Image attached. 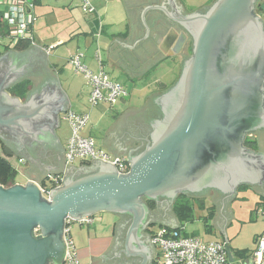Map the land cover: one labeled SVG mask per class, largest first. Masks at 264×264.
<instances>
[{"label": "water", "instance_id": "water-1", "mask_svg": "<svg viewBox=\"0 0 264 264\" xmlns=\"http://www.w3.org/2000/svg\"><path fill=\"white\" fill-rule=\"evenodd\" d=\"M256 1L215 0L188 15H181L176 0L144 8L143 38L150 33L144 12L159 9L179 23L174 29L157 15L152 21L164 31L160 40L172 55L181 50L184 31L192 40L191 55L182 62L176 81L145 108L146 121L161 113L152 139L138 154L127 152L129 171L124 175L96 159L91 164L98 162L97 168L67 165L61 186L49 192L48 200L37 183L46 174L63 172L64 151L53 129L58 127L56 113L68 104L41 49L31 44L23 52L4 51L0 140L28 161L24 176L37 183L0 185V264H63L64 221L101 213L120 220L107 251L90 257V264H150L155 252L142 230L150 223L178 226L171 205L166 208L162 199L173 202L206 188L233 197L240 183L264 185V156L244 146L248 135L264 128V24L254 14ZM89 27L95 32L98 22ZM117 43L129 49L135 45ZM23 79L31 80L33 87L19 103L2 89ZM143 198L155 202L153 212Z\"/></svg>", "mask_w": 264, "mask_h": 264}, {"label": "crops", "instance_id": "crops-1", "mask_svg": "<svg viewBox=\"0 0 264 264\" xmlns=\"http://www.w3.org/2000/svg\"><path fill=\"white\" fill-rule=\"evenodd\" d=\"M100 1L105 2V0H100ZM161 1L162 0H141L137 3H134L131 0L130 2L126 0H112L111 1L112 5L115 6L116 9L119 10L120 15H123L125 18L124 21L125 26L123 30L121 32H115V33L112 32L110 33L109 28L106 26V24H104L101 21L102 20L101 19L102 17L100 15L101 12H98L97 9L99 4L98 0H89L90 4L94 8L93 15H85L84 13L82 14L80 12L81 13V17H80L78 14H73L74 9L79 10L78 0H38L37 5H35L34 8H32L31 10H29V12H27L29 13V16L34 17V21L28 24L29 35L32 36V40H33L31 44L41 50L43 46L45 47L48 45L54 46L53 49H55L57 46L63 45L65 43L64 41L68 37L78 38L81 37L82 35L85 38H87L89 35L92 34L98 35L99 33L102 32L105 33V36L108 38L107 44H105L107 45L105 52L107 59L101 58V54H99L100 64H98L94 60H93L94 62L93 61L91 62L90 60H85L86 59L85 56H82L81 63L85 67H87L92 73L98 74L99 72L103 71L112 81H114L111 78L108 69H111L109 66L114 64V61H117L118 65L116 66L119 69L117 71H119L121 75L125 76L133 84V87H135L136 90H140L138 91L139 93L140 92L143 93L146 92V94L148 93L146 95L144 105L140 108L135 106H130L128 101L125 100L126 97L120 99L119 101L122 102L120 105L122 106L121 107L122 110L115 107V104L112 106L109 105L110 107L108 106L109 108L104 110L106 115L108 113H109L108 115H113V120L108 126L101 128L97 124L95 127H92V125L89 126L90 122L88 121L87 125L81 130V136L91 137L92 139H94L95 144L99 149L105 151L110 156L123 157L126 159V161H127V152L129 150H132L130 151V155H136L141 151V150L140 151L137 150V146L139 144L138 142H135L133 140L131 136L132 134L130 133V130H128V126L132 125V123H135V119L137 118H141L142 116L145 118V108L149 103V101L152 98L164 93L178 77L176 76L175 79L170 83H164L162 81L156 82L155 80H151V78L149 77L156 69V68L155 69L151 68L153 67L152 64H154L155 57L150 58V54L144 51V48L145 49L148 48L146 37L148 38L150 34L148 35L147 33V36L143 38L146 29L141 21V13L146 7L161 6ZM176 1L181 6V15H188L193 13V8L192 6H190V0H176ZM9 2L10 1L8 0H0V5H2L0 11H5L7 9V5L9 4ZM156 12H160L162 15H164V18L166 20L172 21L171 19L166 17L165 14L159 9L155 11H152L151 9H147L143 14V20L147 29H150V31L152 28L153 18L155 17L154 13ZM93 21L98 22V27L95 32H93V28L90 27L88 28L89 30L84 29L85 24H88L89 26V24L92 23ZM138 40H140L141 42ZM159 41L160 39L158 40V42ZM16 42L12 41L11 39H3L2 43L0 44V56L6 50H12L17 53L27 50V48L24 50L15 49L14 46ZM117 42H120L128 46H132L133 43L135 42L136 43L133 48L129 49L127 47H122ZM152 42L154 41H152L151 39L150 45H153ZM53 49L50 51L48 55L45 54L47 68L51 70L53 76L57 81L58 88L65 96L68 104V108L66 110L58 111L56 113L58 119V127L54 128L53 131L56 138L58 139L59 145L61 146V148L65 153V147L68 139L70 138V129L67 123L63 120L64 114L68 110H71L78 114H88L87 106L89 105L87 100H88L89 88L86 85L82 75L74 71L73 66L71 67V63L69 61L70 55L72 54L74 55L75 53L77 54H81V53L77 51L74 53L68 52L66 63L73 73L72 76H69L67 71L65 70V68H67V66L65 65L66 63L60 62L62 60V57L58 56V53H56V55H52ZM121 56L127 60V63L122 60ZM51 58L54 60H51ZM167 68L169 69L170 73L173 71L176 72V74L179 73L178 67L167 66ZM170 73L168 75H171ZM25 81L29 83L28 91H30L33 87V83L29 79H23L20 82L15 83L14 85H9L7 88H3L2 91H5L10 97L18 98L19 103H24L28 91L24 96L21 97L15 93H12V89L15 85ZM152 83H154L153 86L155 87L157 85L156 87L157 89L155 88V90L150 91L149 86H151ZM163 86H166L167 88H164ZM102 104L106 105L105 103ZM100 105L101 104H99L97 108L100 107ZM84 131H86L85 132L86 134H84ZM96 131L98 132V136H97L98 142L96 141L95 137L91 134L92 132H96ZM246 139H250L255 143L254 148H250L244 144L246 149L250 150L251 152L256 151L257 153H261L264 156V128H261L260 130L258 129L255 130L253 133L248 135ZM134 151L137 152L135 154H132V152ZM11 153L13 155L12 160L15 159L19 165L23 166L24 167L23 173H25L26 170H28L31 165H29L28 161H26L23 157L16 156L12 151ZM20 159L23 160V163L21 164L18 162V160ZM70 166L79 168L80 166H82V162H78L77 164H72ZM65 168L66 166L64 164L63 172L53 175H59L63 179ZM46 175L47 176L51 175V173ZM28 181H33V180L27 179L24 176L23 182H17L15 180V184L25 185ZM33 182L37 183L36 181ZM46 182L48 183V180ZM37 184L39 185L40 182ZM234 192L235 193L233 197L229 195L218 196L215 193V191L211 190L210 193L207 194V197H203L205 201H208L210 203L209 208L210 207L213 208V217L210 221V230L205 233L214 236L219 233L222 236L221 237L222 239H218L216 237L214 238L210 237L208 239L205 238L203 240L227 241L232 257L237 259L239 257L235 255L236 250H232L229 244L230 241L226 236L227 233L226 228L228 227L234 213L233 212L234 210H232L230 204L233 201H237L241 203L250 202L251 204H249V211L253 212L256 203L259 201H264V185L256 186V185H247L240 183L236 186ZM152 202L154 203V206L152 208L147 206L150 212H153L155 210V202L154 201ZM171 211H172V206H171ZM103 214H107L105 215L107 217H103V216L100 217L101 215H99L100 217L99 220L95 221L91 226H79L76 224L73 225L74 226L72 227L73 229L71 228V238L75 246L77 258L79 259L81 264H90V257L98 258L102 256V254L105 251H107V249L109 248L112 242L114 226L120 220V217L108 213H103ZM150 224L151 225L149 226L147 225L142 230V233H147L149 235L150 240H151L152 232L155 231L153 229L154 226H158L159 228L166 227L158 223H150ZM259 227H260L259 230L254 234V238H253L254 242L256 241L257 237L264 232V226L260 225ZM193 235L199 237L198 235L195 234ZM152 247L154 249L155 256L152 258L150 264H156L158 257V250L153 245ZM237 250H242V249H237ZM103 263L106 264L105 261H103Z\"/></svg>", "mask_w": 264, "mask_h": 264}, {"label": "built area", "instance_id": "built-area-1", "mask_svg": "<svg viewBox=\"0 0 264 264\" xmlns=\"http://www.w3.org/2000/svg\"><path fill=\"white\" fill-rule=\"evenodd\" d=\"M80 2L84 14H94V8L89 0H80ZM32 7L33 0L9 2L2 15V20L6 24L7 36L0 37V44L3 39H11L16 42L28 34V24L34 21V17L29 16L27 10H31ZM53 48L54 46L48 45L43 46L42 50L48 55ZM95 56L100 64L99 53L97 52ZM81 57V54H75L69 61L73 65L74 71L82 75L89 88L87 101L90 108H95L102 103L112 106L118 99L127 97L128 93L121 84L112 81L103 71L98 74L92 73L81 63ZM63 120L71 132L65 147V166L72 165L76 160L91 164V161L96 159L113 165L118 174L128 173L129 165L125 158L110 156L97 148L94 139L81 136V130L89 121L88 114H78L68 110L64 114ZM18 162L21 164L23 160L20 159ZM47 178L48 183L40 186L41 196L45 200L49 199V192L60 187L63 181L62 177L53 174ZM259 215L264 221V209H260ZM95 216L84 217L76 222L70 219L64 221L63 240L66 252L63 264H81L71 238V228L76 224L91 226L95 222ZM150 241L158 250V264H264V232L257 237L254 249L241 259L232 257L227 241H206L194 235H185L177 231L176 228L160 227L152 232Z\"/></svg>", "mask_w": 264, "mask_h": 264}, {"label": "rangeland", "instance_id": "rangeland-1", "mask_svg": "<svg viewBox=\"0 0 264 264\" xmlns=\"http://www.w3.org/2000/svg\"><path fill=\"white\" fill-rule=\"evenodd\" d=\"M112 1V0H111ZM104 2L98 0V12H101V21L106 24V26L109 28L110 33H115V32H121L125 26L124 21L125 18L123 15H120V12L118 9H116L115 6L112 5V2ZM215 0H190V6L193 8V12L199 11L200 9H204L208 6H210ZM111 4V5H110ZM110 5V6H109ZM2 8V5H0V9ZM78 9L73 10V14H78L81 17V13L83 14L80 2L78 0ZM81 12V13H80ZM86 15V14H85ZM93 15V14H92ZM91 17V16H90ZM89 26L88 24H85L84 29H88ZM89 30V29H88ZM81 35V34H80ZM108 38L105 36V33H99L97 34H92L89 35L87 38L81 35V37H68L64 42L63 45L57 46L55 49H53L52 55H56L58 53V56L62 57V60L60 62L66 63L67 60V54L68 52L74 53V52H79L82 54V56H85V60H90L91 62L94 60L96 63H98L97 58H96V53L99 52L101 54V58L106 57V46ZM105 45V46H104ZM98 50V51H97ZM84 53V54H83ZM77 54V53H75ZM74 54V55H75ZM73 56L70 55V57ZM69 57V60H70ZM100 57V56H99ZM53 58V57H52ZM51 60H54L52 59ZM93 61V62H94ZM59 62V63H60ZM67 68L65 70L67 71L69 76H72L73 73L68 67L67 63L65 64ZM117 61H114V64L109 66L111 69H108L110 72L111 78L121 84L126 91L128 92L127 97L125 98L126 101H128L130 106H135V107H142L144 105V101L146 98V92H138L140 90H136L135 87H133V84L121 73L117 70ZM73 65H71L72 67ZM113 69V70H112ZM174 69V68H173ZM176 69V68H175ZM169 69L167 68V64L163 63L160 64L158 67H156L155 71L149 76L151 80L157 81H162L164 83H170L175 79L176 76H178L179 73L176 74V72H171V75H168ZM154 83H152L151 86H149L150 91L155 90L156 87L153 86ZM157 89V88H156ZM143 90V89H142ZM141 90V91H142ZM149 91V92H150ZM120 99L117 100V104L115 103V107L118 109L122 110L120 106L122 102H119ZM127 103V104H128ZM109 105L106 104H101L100 107L96 108H89L87 110V113L89 114V126L92 125V127H95L97 124L101 128H104L108 126L112 120H113V115H106L104 110L108 109ZM64 127V126H63ZM88 129V128H87ZM86 131H84V134ZM71 133V132H70ZM96 141L98 142V132H92L91 133ZM98 148V147H97ZM12 165L15 166L17 170V177L16 181L17 182H23L24 181V173L23 169L24 167L19 165L15 159L11 161ZM78 160H76L73 164H77ZM209 202L205 201V208L203 210H200L197 205H194V219L189 222L184 223V229L187 234H195L198 235L201 239H208L210 237H216L218 239H222L221 235L218 233L215 236L214 235H208L205 233L204 230V225H203V216L207 214L206 209L209 207ZM249 204L250 202L246 203H241L237 201H233L230 205L233 212V217L228 225L227 233L226 236L229 239V244L232 248V250H237V249H247L248 251H251L255 247V242H254V234L259 230V226H264V221L262 220L261 216L259 215V212H251L249 211ZM260 211V209H259ZM101 215L100 217H107L105 215L107 214H99ZM99 215L95 216V221L99 220ZM74 227V226H73ZM159 227L154 226L153 229L156 231ZM73 229V228H72ZM193 233V234H192Z\"/></svg>", "mask_w": 264, "mask_h": 264}, {"label": "trees", "instance_id": "trees-1", "mask_svg": "<svg viewBox=\"0 0 264 264\" xmlns=\"http://www.w3.org/2000/svg\"><path fill=\"white\" fill-rule=\"evenodd\" d=\"M10 2H17V1H23V0H8ZM38 0H33V7L37 5ZM4 11H0V37L7 36V29L6 24L2 20V15ZM27 35L19 38L14 46L17 50H24L28 48L32 43V36L29 35V30L27 31ZM90 34V33H89ZM29 83L28 82H21L17 85H15L12 89V93L17 94L18 96H24L26 92L28 91ZM164 88H167L166 86H163ZM245 145L254 148L255 143L254 141L250 139L245 140ZM12 153L8 147H6L1 141H0V185L8 188L13 185H15V179L17 177V170L12 165ZM82 165H90L87 162L82 161ZM59 176V175H56ZM41 186H44L41 185ZM194 205H197L200 210H203L205 208V200L203 198H192L186 195H179L172 205V211L177 219L179 226L176 227V230L187 234L185 232V229L183 228L185 222L192 221L194 219ZM147 206L152 208L154 206L153 202H147ZM259 209H264V201H259L255 205L254 212H259ZM207 214L203 216V225L205 232H208L210 230V221L213 217V208L208 207L206 209ZM170 229V227H167ZM249 251L247 249L242 250H236L235 255L239 258H245L248 255ZM158 264V263H156Z\"/></svg>", "mask_w": 264, "mask_h": 264}, {"label": "flooded vegetation", "instance_id": "flooded-vegetation-1", "mask_svg": "<svg viewBox=\"0 0 264 264\" xmlns=\"http://www.w3.org/2000/svg\"><path fill=\"white\" fill-rule=\"evenodd\" d=\"M203 10L204 9H201L199 11H203ZM154 14L158 16V19L160 20V22H162V23L165 22L167 24V26H169V28H174V29L179 28L178 27L179 23L177 21L166 20L164 18V15H162L160 12H156ZM254 14L259 16L261 18L263 24H264V0H257L256 1L255 7H254ZM149 31H150V29H149ZM163 33H164V31H162V30L159 31V30H157V27H153V25H152L151 31L149 33L150 35L148 38H146L148 48L147 49L144 48V51L150 54V58L155 57L154 58V64H152L153 67H151V68L155 69L156 66H159L160 64L165 63V64H167V66L178 67L179 72H180V67H181L182 62L184 60H186L191 55L192 40H191V38H189L187 33L184 31V34H186V40L183 43L181 50L176 55H172L171 49L166 44H162L161 40L158 42V40L161 39V37L163 36ZM151 39H152V41H154V42H152L153 45H150ZM160 108H161V106H160ZM159 118H161V113H158L157 115H155L153 117L151 116V118H147V121L142 116L141 118L135 119V123H132L133 128H132V125L128 126V130H130V133L132 134L131 136H132L133 140L135 142H138V144H139L137 146V150H139V151L143 150L146 147V145L148 144V142L151 141L153 131H154V122L159 120ZM131 128H132V130L133 129L134 130L132 131ZM245 140H244V144H245ZM136 152L134 151V152H132V154H135ZM97 163L98 162H94V163L90 164L89 166H91V168H93V167L97 168ZM73 174H75L76 176L82 175V173L77 172V171H75ZM48 176L46 175V177L41 179L40 184H39L40 186L43 184L46 185V183H47L46 181L48 180V178H47ZM211 190L212 189L206 188L203 191H201L200 193H195V194L189 195V197L199 198L200 195L207 197L206 194H209ZM143 201L146 203V205H147V202H152V201H146L144 198H143ZM161 201L163 202V204L165 205L166 208H167V205H169V204L171 205V203L173 205V203H174V201L172 202L168 198H164Z\"/></svg>", "mask_w": 264, "mask_h": 264}]
</instances>
